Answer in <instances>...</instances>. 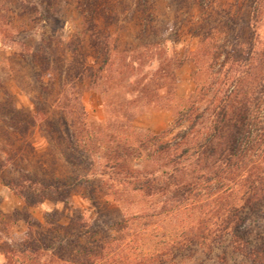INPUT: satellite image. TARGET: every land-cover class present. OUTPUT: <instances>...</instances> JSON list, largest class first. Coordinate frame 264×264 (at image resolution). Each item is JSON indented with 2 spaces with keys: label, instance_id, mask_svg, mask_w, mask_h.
I'll return each instance as SVG.
<instances>
[{
  "label": "rangeland",
  "instance_id": "1",
  "mask_svg": "<svg viewBox=\"0 0 264 264\" xmlns=\"http://www.w3.org/2000/svg\"><path fill=\"white\" fill-rule=\"evenodd\" d=\"M250 35L264 48V0H0V264L4 244L18 246L26 232L25 213L38 222L49 213L62 225L85 219L90 229L80 242L104 246L107 260L99 264H150L149 255L167 250L183 263L189 256L194 263L220 264L214 255L223 246L208 256L201 247L175 243L197 226L199 198L178 210L161 209L159 197L115 184L109 177L117 170L104 165L116 140L126 138L133 145L125 166L152 168L137 139L172 141L186 126L179 117L194 80L205 91V107L217 87L210 84L212 58L222 62L221 48L230 53ZM203 41L207 53L198 58ZM39 47L48 53L47 69L27 53ZM161 72L165 80L158 79ZM12 107L35 116V123L16 129L7 115ZM156 111L169 114L166 126L145 116ZM19 171L66 182L90 172L89 187L77 183L62 202L47 194L26 205L3 185ZM149 211L159 214L142 215ZM225 250L228 264H236L238 257Z\"/></svg>",
  "mask_w": 264,
  "mask_h": 264
},
{
  "label": "trees",
  "instance_id": "2",
  "mask_svg": "<svg viewBox=\"0 0 264 264\" xmlns=\"http://www.w3.org/2000/svg\"><path fill=\"white\" fill-rule=\"evenodd\" d=\"M235 38L240 35L235 33ZM246 39L234 44L230 53L221 48L222 62L212 58L208 67L215 64L216 68L211 72L214 79L210 84L217 87L211 90L205 107L200 106L205 91L194 80V90L179 117L186 126L172 141L161 142L158 136L137 139V150L147 151L152 168L133 170L125 166L123 158L133 145L126 138L116 140L114 156L106 159L104 165L117 170L109 177L115 184L145 198L159 197L161 209L178 210L199 198L203 207L198 211L197 226L175 245L180 249L198 246L208 256L216 246H223L214 255L220 264H228L225 249L238 257L236 264H264V112L260 109L264 100V48L258 47L256 37L250 35ZM204 44L201 42L196 57L203 58L207 53ZM27 53L34 65L47 69L49 56L43 48ZM158 76L165 80L168 75L161 72ZM7 115L18 126L16 129L19 124L24 129L23 122L35 123V116L21 115L14 107ZM46 122L50 128L49 120ZM65 158L71 165L76 162L72 153ZM89 175L90 172H76L66 182L19 171L12 179L4 180L3 185L26 205H36L47 194L62 202L77 183L89 187ZM155 214L159 213H142L146 218ZM58 219L45 213L44 221L38 222L25 213L26 232L18 246L4 244L3 264H99L98 261L107 260L104 246L95 249L80 242L90 229L89 222L71 219L62 225ZM52 250L57 256L48 254ZM166 253L149 255L147 263L199 264L190 261L189 256L184 263L176 260L175 251Z\"/></svg>",
  "mask_w": 264,
  "mask_h": 264
},
{
  "label": "crops",
  "instance_id": "3",
  "mask_svg": "<svg viewBox=\"0 0 264 264\" xmlns=\"http://www.w3.org/2000/svg\"><path fill=\"white\" fill-rule=\"evenodd\" d=\"M145 116L163 119L162 127L166 126L169 122V119H170L169 114L167 112H162V111L152 112L151 114H149V115L147 114Z\"/></svg>",
  "mask_w": 264,
  "mask_h": 264
}]
</instances>
